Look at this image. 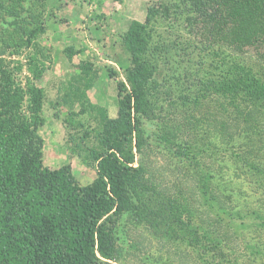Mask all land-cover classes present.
I'll return each instance as SVG.
<instances>
[{
	"label": "rangeland",
	"instance_id": "1",
	"mask_svg": "<svg viewBox=\"0 0 264 264\" xmlns=\"http://www.w3.org/2000/svg\"><path fill=\"white\" fill-rule=\"evenodd\" d=\"M162 2L167 0H0V45L27 46L34 36V47L47 67L37 82L44 95L39 133L45 143V166L70 165L80 186L97 179L91 154L103 149L109 122L118 119V85L125 82L132 64L124 36L134 23L145 24L149 6ZM175 19L159 17L150 26L147 58L152 74L139 114L145 143L141 152L133 150L145 179L138 198L146 202V212L118 219L111 264H203L199 238L180 225L181 215L185 217L181 210L192 209L199 224L214 231L217 222L206 220L198 207L204 201L213 205L215 194L219 204L233 198L225 204L237 205L233 213H248L245 224L234 222L245 240L226 234L234 257L239 264H264V230L255 227L249 214L259 208L264 213V173L257 181L251 169L223 159L214 95L219 71L213 70L208 84L209 62L200 67L199 51L191 52L185 15L179 13ZM224 50V55L233 54ZM247 59L256 70L264 69V62L253 55ZM116 138L130 155V146ZM255 162L264 167V151L255 154ZM206 177L214 179L210 194L203 197ZM218 183L229 192H222ZM255 245H261L263 253Z\"/></svg>",
	"mask_w": 264,
	"mask_h": 264
},
{
	"label": "trees",
	"instance_id": "2",
	"mask_svg": "<svg viewBox=\"0 0 264 264\" xmlns=\"http://www.w3.org/2000/svg\"><path fill=\"white\" fill-rule=\"evenodd\" d=\"M179 13L185 15L191 52L200 53V67L209 62L206 82L211 84L213 70L219 71L214 95L219 104L223 159L251 169L257 181L261 178L264 167L255 162V154L264 151V69L256 70L247 57L253 55L264 62V0H167L148 7L145 24L134 23L124 36L132 64L126 69L125 82L118 85V119L109 122L103 149L92 151L98 177L87 186L78 184L70 165L56 169L45 166V143L39 133L44 95L37 82L47 67L34 47V36H30L27 46L2 44L0 264H111L118 219L126 213L146 212L142 209L146 202L138 198V187L145 179L133 150L141 152L145 143L139 114L152 74L147 58L150 26L159 17L171 16L174 21ZM224 49L233 54L224 55ZM117 136L130 146V155L125 154ZM111 145L115 147L103 154ZM211 179L205 178L203 197L210 194ZM217 186L229 192L227 187ZM216 201L215 194L213 205L204 201L198 207L206 220L214 218L217 222L214 231L199 224L192 209L181 210L185 217L181 215L180 225L199 238L203 264H239L226 234L231 232L236 241L245 240L241 227L234 222L245 224L248 213H233L237 205H225L233 202L232 197L222 204ZM220 213L228 215L229 220ZM249 214L255 227L264 230L260 208ZM259 246L255 245L261 254Z\"/></svg>",
	"mask_w": 264,
	"mask_h": 264
}]
</instances>
